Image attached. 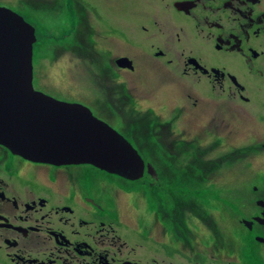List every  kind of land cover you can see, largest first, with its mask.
Masks as SVG:
<instances>
[{
	"label": "flooded vegetation",
	"instance_id": "af4514ba",
	"mask_svg": "<svg viewBox=\"0 0 264 264\" xmlns=\"http://www.w3.org/2000/svg\"><path fill=\"white\" fill-rule=\"evenodd\" d=\"M28 1L34 18L50 8L71 23L46 52L65 75L88 72L93 97L72 103L145 172L132 181L0 145V264H264V193L227 205L223 193L243 168L264 172V0Z\"/></svg>",
	"mask_w": 264,
	"mask_h": 264
},
{
	"label": "water",
	"instance_id": "95a60500",
	"mask_svg": "<svg viewBox=\"0 0 264 264\" xmlns=\"http://www.w3.org/2000/svg\"><path fill=\"white\" fill-rule=\"evenodd\" d=\"M36 43V28L0 7V145L38 163L89 164L128 180L141 179L144 161L122 135L88 107L35 89Z\"/></svg>",
	"mask_w": 264,
	"mask_h": 264
},
{
	"label": "rangeland",
	"instance_id": "374dc122",
	"mask_svg": "<svg viewBox=\"0 0 264 264\" xmlns=\"http://www.w3.org/2000/svg\"><path fill=\"white\" fill-rule=\"evenodd\" d=\"M26 1L29 2L28 0H0V7L10 8L11 10L23 16L26 21L31 23V25L37 27L38 41L34 46L35 89L57 100L66 101L68 103L81 100L79 99L80 97H78L79 94L82 96H87L88 98H92V93L83 89V87H86L85 84L88 85L89 82H87L86 79H83L82 76L87 75L88 72L84 69L85 73L82 72V74H80V72L76 70L74 73L65 75L63 74L64 72H60V69L58 68L60 65V59L58 61L55 56L53 57L52 54L49 56V54L46 52V50L50 51V49L59 47L58 44L55 43H60V30H63L65 34H69L71 31V23L60 21V19L51 18V16H55L56 14H53L52 9L50 8H45L35 12L36 18H34L31 10L25 5H22V2L26 3ZM52 59L53 61L57 60L53 64L55 67L54 69L51 66ZM240 65L241 63L239 62L238 66ZM237 71L243 73L242 69ZM262 85L263 84L260 81H256L251 88V93H253ZM255 98L260 104H264L263 93H257L255 91ZM243 169L244 170H242V173H244L239 178L240 181H237V184L240 186L238 189H235L234 192H232V188H229L226 185L230 184L234 180L224 183L223 193L226 195L225 197L230 195V199H225V205H227V201L235 202L238 200L241 201L242 204L243 202H252L253 198L251 194H255L253 192L254 187H258L259 192L264 193V172H255L254 169H250L249 167H245ZM226 174L228 175V172H226ZM251 186H253L252 189L250 188ZM204 189L205 188H203V190ZM131 199L137 200L135 195H133ZM203 199L202 205L204 206V210L210 213L213 212L215 207V205L213 206V202L209 201L207 203V200ZM212 200H214L213 197ZM242 211L244 213L248 212L247 208L242 209ZM243 215L247 216L246 214ZM200 222L205 224L204 220H200ZM185 224L191 226L190 216L186 218ZM192 224L193 226L197 225L193 218ZM179 225L183 226L180 223Z\"/></svg>",
	"mask_w": 264,
	"mask_h": 264
}]
</instances>
